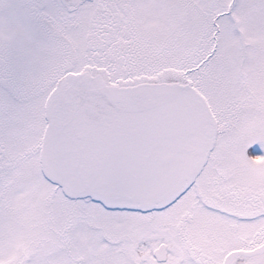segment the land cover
I'll return each instance as SVG.
<instances>
[{"label": "snow or ice", "instance_id": "snow-or-ice-1", "mask_svg": "<svg viewBox=\"0 0 264 264\" xmlns=\"http://www.w3.org/2000/svg\"><path fill=\"white\" fill-rule=\"evenodd\" d=\"M0 264H264V0H0Z\"/></svg>", "mask_w": 264, "mask_h": 264}]
</instances>
